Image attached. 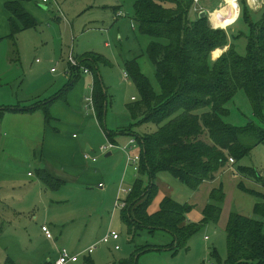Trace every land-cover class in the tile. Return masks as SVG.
<instances>
[{
    "label": "rangeland",
    "instance_id": "rangeland-1",
    "mask_svg": "<svg viewBox=\"0 0 264 264\" xmlns=\"http://www.w3.org/2000/svg\"><path fill=\"white\" fill-rule=\"evenodd\" d=\"M5 2L0 0L1 107H30L56 97L68 86L70 78L65 71L71 65L69 56L72 54L77 59L84 53L96 52L111 62V65L98 64L108 96L105 123L92 119L81 129L72 127L66 137L71 138V130H74L80 137L91 139L97 147L109 141L106 130L117 132L137 122L132 119L127 104L133 101L132 96L138 97V91L131 80L124 79L125 63L137 59L155 89L160 88L155 65L146 54L151 38L134 28L136 0H27L24 7L37 26L25 29L20 25L14 36ZM221 6H225L224 0H215L208 9L213 12ZM224 9L222 7L219 12ZM263 13L264 5L260 10H252V19L259 20ZM194 16L192 12L191 17ZM220 26L223 27L221 22ZM228 32L236 51L245 55L250 34L248 23L239 18ZM240 32L244 35L235 39ZM80 73L82 79L72 90L82 89L83 78H86L84 91L88 94L90 85L86 86L93 74L86 76L82 69ZM50 82L55 83L50 86L51 93H45L46 84ZM227 107L228 123L244 126L255 121L264 126L254 115L245 91H238ZM32 116L36 121L42 118L41 124L30 122L35 126L33 129L22 122L24 125L14 128L16 133H12L9 125L16 123L20 116H8L0 121V136L6 138H0V142L4 140L8 144L0 150V264L7 257L18 264H54L62 249L79 255V261L70 264H121V260L130 258L138 247L145 245H150L151 250L139 254V264H224L228 256L226 224L229 214L236 211L252 216L254 204L261 200L255 193L264 196V143L233 164L227 163L213 181L203 183L197 190L190 189L169 172H161L156 177L159 186L156 197L162 189L178 202L193 206L192 220L189 219L193 222L204 218L203 208L212 189L221 188L225 200L220 219L205 223L190 238L188 248L178 251L170 249L173 237L165 230H141L133 237L128 234L117 206L118 198L123 201L128 195L121 192V187L129 189L138 175L137 170L127 164V154L113 148L110 151H114V156H106L97 149L99 162L84 159V163L81 160L78 163L91 168L93 174L106 163L109 164L106 171L101 169V174L95 178L81 181L78 175L62 173L63 184L51 188L44 185L37 171L46 158L41 155L40 147H31L36 142L40 145L44 116L42 112ZM64 121L70 119L64 118ZM47 126L51 131L58 127L52 123ZM156 128L152 123L133 125L137 134ZM116 137L121 146L132 138L130 134ZM244 167L253 168L255 174L244 173ZM43 226H47L51 238L47 237ZM111 231L118 232L120 239L100 242ZM95 244L96 248L89 254L88 249ZM117 244L119 249L115 248Z\"/></svg>",
    "mask_w": 264,
    "mask_h": 264
},
{
    "label": "trees",
    "instance_id": "trees-1",
    "mask_svg": "<svg viewBox=\"0 0 264 264\" xmlns=\"http://www.w3.org/2000/svg\"><path fill=\"white\" fill-rule=\"evenodd\" d=\"M25 1L5 2L13 36L20 25L25 29L37 26L24 7ZM194 4V0H136L133 20L136 29L151 38L146 54L155 65L160 89H155L137 59L127 61L125 71L138 91V97L127 104V108L132 119L137 120L134 124L152 123L157 128L137 134L132 123L117 132L106 130L111 142L116 143L118 135L130 134L138 144V175L125 198V207L121 208V220L128 234L134 237L141 230H165L173 237L170 249L175 251L188 248L190 238L205 223L219 221L225 194L221 188L212 189L203 208L204 218L199 222L188 218L193 206L171 196L164 197L157 212L149 213L159 191L157 175L169 172L190 189L197 190L203 183L213 181L218 171L230 163V158L235 161L243 158L255 146L264 143V126L255 121L244 126L226 121L228 103L243 90L254 115L264 122V13L254 21L247 0H239V18L250 27L247 52L241 55L234 43H230L228 30L213 27L207 15L200 18L197 12L196 18L191 17ZM242 35L244 33L240 32L234 38ZM226 46L229 47L222 54L216 52ZM213 52L221 55L214 58ZM77 59L95 75L93 102L98 120L103 124L108 96L98 64L111 65V62L96 52L84 53ZM69 70L67 88L74 86L81 76L80 67L69 65ZM67 88L34 106H0V118L6 111L42 110L49 124L53 118L51 103L65 94ZM243 171L255 174L253 168L244 167ZM38 174L51 188L64 182L46 169H38ZM255 194L261 200L255 204L252 216L236 211L229 214L228 256L224 264H264V196ZM148 250H151L150 245L138 247L130 258L121 260V264H139V254ZM2 264L18 263L7 257Z\"/></svg>",
    "mask_w": 264,
    "mask_h": 264
},
{
    "label": "crops",
    "instance_id": "crops-1",
    "mask_svg": "<svg viewBox=\"0 0 264 264\" xmlns=\"http://www.w3.org/2000/svg\"><path fill=\"white\" fill-rule=\"evenodd\" d=\"M214 1L215 0H203V1L200 0L199 3L196 5L197 10H195V8L192 10V12L195 14V16L193 18H196V16H198L197 12L200 13L201 10H207L208 14H209L208 17L210 16L209 21H210L211 25L215 28H219V27H216L214 25V22L211 19L210 13L213 15L217 14V12H219L222 7H225L227 5V2H226V0H224L225 6H221L218 9L215 8L214 11L211 12L208 9V6L211 5ZM238 2H239V0H238ZM247 2H248L249 7L251 8V10H253V11L260 10L264 5V0H259L258 4H252L248 0H247ZM219 4H220V2H219ZM199 9H201V10H199ZM240 13H241V9L239 6V14H238L237 19L234 20L232 23L228 24L226 27H223V28H225L226 30H229V28L231 26L236 24L237 21H239ZM218 21H219V19H218ZM134 28H136V27L134 26ZM231 40H232V38L230 37V43L232 42ZM228 47L229 46H226L225 48H220L223 50L221 52L222 53L225 52L228 49ZM216 52L221 53L218 50ZM213 54L215 55L214 52H213ZM215 56H218V55H215ZM218 57H214V58H218ZM52 69L53 68H51V72H54ZM67 71H68V69H67ZM67 71H65V72H66V74H68V76L70 78L71 75H70L69 71L68 72ZM91 73L93 74L92 75V81H89L87 83V86H86V88H87L90 85V93L87 94V92L84 91V88H85V85L87 82L86 78H83V86L84 87L82 89L77 88L75 90H72L73 86L71 88H67L68 91L65 94H63L61 97L59 96L60 98H57L56 100L53 101V103H51V113H52L53 118H52L50 123L55 124L58 127L52 131L47 130L48 126L45 122V117H44L43 126H45V128H44V130L42 129L43 135H42L40 145L37 144L38 142L33 143L31 145V147L34 146V148L40 147L41 148L40 149L41 155H43V157L46 158V162L45 161L40 162L39 169H46L47 172H49L55 178H60L62 181H65L64 180L65 178H62L60 176L62 173L78 175L79 179L81 181V179L86 180V179H91L93 177L95 178L96 176L101 174L100 172L102 170L106 171L109 168L108 167L109 164L107 165L106 163H102L101 167H100V171L97 170L96 173L93 174L92 173L93 171H91V168L85 167L83 164L79 165V163H78L79 160H81L82 163H84L83 162V160L85 159L84 153L86 151L90 152L93 155H97L96 151H97L99 146L95 147L93 142L91 141V139H89L88 137L87 138L80 137V134H78V132L74 131V130H71V131H73L71 138L66 137L67 133L70 131V129L72 127H76V128L81 129L82 127H84L87 124V122H91L92 119H94V121L96 120L99 122L98 117L96 115L94 102L91 103V102L87 101L88 98H90V97L93 98L95 75L93 72H91ZM91 73H87V74L84 73V74L87 76V75H91ZM81 77H82V75L79 77L78 81L80 79H82ZM65 78H67V77L65 76ZM124 79L129 80V78H126V77H124ZM54 84L55 83L52 84L51 82L49 84H46L47 88H45V93H51V91H49V89L51 88L50 86H52ZM57 92H55V93H57ZM134 97L135 96H132L133 100H134ZM49 99H51V98H49ZM49 99H47V101ZM38 112L43 113L42 110H37L34 112L6 111L4 116L2 118H0V121H5L8 118V116H20L19 117V118H21L20 120H19V118L16 119L17 120L16 123H18V124H16L15 122H12L9 125L12 127V129H11L12 133L17 132L14 128L19 124L20 125L25 124L26 126L32 127L34 129L35 126L31 125L30 122H36V124L38 123V125L41 124L42 118L38 117V119L36 121L32 116ZM43 116H44V114H43ZM64 118H69L70 121H64ZM22 122L24 124H22ZM44 122H45V125H44ZM1 124L2 123H0V125ZM74 134H77L78 136L74 137ZM4 136L6 137V136H8V134L5 132ZM104 136H105V134H104ZM0 138L6 139V138L1 137V136H0ZM106 139H107V134H106ZM115 140H116V143H118L117 137H115ZM6 145H8V144L6 142H4V140H1L0 150H3L6 147ZM105 155L106 156H114V151L113 150L109 151ZM93 162L97 163V162H99V160L93 161ZM50 169H53V171H56V172H53ZM244 173H248V172H244ZM133 181H134V179H133ZM133 181H132V184H133ZM99 184H102V182H100ZM132 184H131V186H132ZM263 185H264V183H263ZM101 187H102V185H101ZM167 194L168 193H166L165 190L161 189L158 196L154 199V201L150 205V207L148 209L149 213H155L160 209L161 202L165 196H168ZM255 204H254V206H255ZM192 213L193 212H190L188 214V218L190 220H192L191 219ZM120 216H121V213H120ZM206 237H208V236H206ZM206 237H205V239H206ZM206 240H209V237Z\"/></svg>",
    "mask_w": 264,
    "mask_h": 264
},
{
    "label": "built area",
    "instance_id": "built-area-1",
    "mask_svg": "<svg viewBox=\"0 0 264 264\" xmlns=\"http://www.w3.org/2000/svg\"><path fill=\"white\" fill-rule=\"evenodd\" d=\"M44 1H46V0H44ZM194 1H195V4H194L195 6H194V8H195V10H197L196 5L199 3L200 0H194ZM235 1L237 2L238 6H239V2H238V0H235ZM248 1H249V0H248ZM249 2H250V1H249ZM258 3H259V0H256V1L254 2V4H258ZM69 62H70V64H71L72 66L80 67V68L83 70L84 73H91V71H90L88 68L82 66V65L80 64V62L76 59V57H73L72 54L69 56ZM52 70L54 71V68H53ZM67 72H68V71H67ZM124 76H125L126 78L129 77V75H128L127 72L124 73ZM134 99H135V98H134ZM88 100H89V102H91V103L93 102V98H92V97L88 98ZM77 136H78L77 134H74V137H77ZM113 148L122 149V150L127 154V164L130 165V166H133L134 169L138 171L140 155H139V153H138V151H137L138 144H137V141H136L135 138L132 137V138L128 141V143L125 144V145H123V146H121L120 144H117V143L111 142V141L109 140V141L107 142V144H102V145H100V146L98 147V149H99L100 151L105 152V153L109 152V151H110L111 149H113ZM84 157H85V159H87V160H92V161H97V160H98L97 155H93V154H91V153L88 152V151H86V152L84 153ZM230 162H231V163H234L235 160H234L233 158H230ZM120 190H121V192H125V193L128 194V193L131 191V188H129V189H124L123 187H121ZM125 205H126L125 200L121 201V199L118 198V200H117V206H119L120 209H121V208L125 207ZM42 228H43V231L46 233L47 237H48V238H51V233H50L49 229L47 228V226H43ZM207 238H208V237H206V239H207ZM119 239H120V234H119L118 232H116V231H111V232H109L105 237H103V238L100 240V242H104V243H108V242H110V241L117 242ZM95 248H96V244L93 245V246H91V247L88 249V253H92L93 250H94ZM115 248H116V249H119L120 246L117 244V245L115 246ZM78 260H79V255H78V254H71V253H69L66 249H62V250L60 251V255H59L58 259L55 261L54 264H70V263H72V262H77ZM211 264H213V263H211Z\"/></svg>",
    "mask_w": 264,
    "mask_h": 264
},
{
    "label": "bare ground",
    "instance_id": "bare-ground-1",
    "mask_svg": "<svg viewBox=\"0 0 264 264\" xmlns=\"http://www.w3.org/2000/svg\"><path fill=\"white\" fill-rule=\"evenodd\" d=\"M249 1H250V3L254 4V2L256 0H249ZM226 2H227V5L225 6V9L222 12H218L219 14L217 13V15L210 14L211 15V19L214 22V25L216 27L223 28L224 26H227L228 24L232 23L238 17L239 6H238L237 2L235 0H228ZM217 18L219 19V21H218ZM219 22H221L223 27L220 26ZM218 51L221 52L223 50L218 48ZM218 56H214V57H218Z\"/></svg>",
    "mask_w": 264,
    "mask_h": 264
},
{
    "label": "water",
    "instance_id": "water-1",
    "mask_svg": "<svg viewBox=\"0 0 264 264\" xmlns=\"http://www.w3.org/2000/svg\"><path fill=\"white\" fill-rule=\"evenodd\" d=\"M207 14H208V11L207 10H203L202 12H200L199 17L202 18V17L206 16Z\"/></svg>",
    "mask_w": 264,
    "mask_h": 264
}]
</instances>
